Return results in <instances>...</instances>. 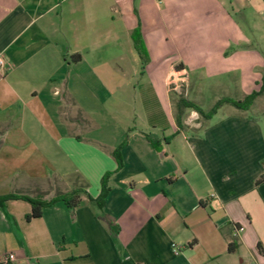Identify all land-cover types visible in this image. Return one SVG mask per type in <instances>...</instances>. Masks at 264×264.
<instances>
[{
	"label": "crops",
	"instance_id": "crops-1",
	"mask_svg": "<svg viewBox=\"0 0 264 264\" xmlns=\"http://www.w3.org/2000/svg\"><path fill=\"white\" fill-rule=\"evenodd\" d=\"M259 21L264 0H0V197L81 181L95 198L112 172L102 208L83 196L27 220L28 201H1L0 264H264V92L262 117L223 103L190 135L168 86L199 72L259 90ZM137 26L142 71L120 64Z\"/></svg>",
	"mask_w": 264,
	"mask_h": 264
},
{
	"label": "trees",
	"instance_id": "trees-1",
	"mask_svg": "<svg viewBox=\"0 0 264 264\" xmlns=\"http://www.w3.org/2000/svg\"><path fill=\"white\" fill-rule=\"evenodd\" d=\"M132 40L134 44V48L140 58L141 61V71L144 69L147 61H148V52L143 44L140 29L139 27H135L132 31ZM77 59V58H76ZM264 92V73L262 76L261 84L259 87V90L252 91L248 95H246L241 100H234L231 98H221L219 99L210 109L203 110L196 102L187 100L186 98L180 96L177 101V111H176V124H177V131L178 133L180 129H182L184 126L182 124L183 120V109L190 108L191 110L195 111L197 114H199L202 118L209 119L211 118L218 110V108L223 103H230L236 108L242 109V110H248L250 105L252 104L253 100L260 94ZM153 144L154 141H151ZM114 157L117 158V153H113ZM118 166H120V163L118 162ZM112 172H106L101 177L100 181V192L99 195L95 198L91 197L89 193L86 190L85 184H83L81 181L75 186L71 191L64 193V194H58L48 200L42 199V198H33L28 197L22 194H8L5 196L0 197V202L7 200V199H24L28 201L31 205V211L29 214L26 215V219L29 220L33 217H37L41 215L42 209L44 207L50 206L55 204L56 202H62L68 209L74 208L76 205H78L82 199L83 196L87 197L88 201L95 206L102 208L104 206L105 199L108 195V192L110 190V187L108 186V177L110 176ZM100 219L107 225L108 228H112L113 222L109 218V216L105 213L100 214ZM260 248V246H259ZM229 249L231 248V245L229 246ZM263 253L264 251L262 248L260 249Z\"/></svg>",
	"mask_w": 264,
	"mask_h": 264
},
{
	"label": "rangeland",
	"instance_id": "rangeland-1",
	"mask_svg": "<svg viewBox=\"0 0 264 264\" xmlns=\"http://www.w3.org/2000/svg\"><path fill=\"white\" fill-rule=\"evenodd\" d=\"M249 10L251 9H247L245 7L243 11L247 12ZM250 13H251L250 18L251 19L256 18V21H257L258 20V17H256L257 14H254L252 10L250 11ZM238 17L240 19L242 17L241 14L238 13ZM260 25L264 27V24L262 22H260ZM240 49H243V47H241ZM127 51H128L127 57L122 56L120 59V62H121L120 64L122 65L127 64L129 67V65H132L131 60L134 63L133 65H135V63L141 64L140 58L135 50L130 49ZM262 54L264 55V50ZM133 65L131 66V68L134 67ZM127 72L129 73V70H127ZM139 76L140 75H138L137 78L135 77V79H133V83H136ZM224 82L226 85L223 84ZM168 86L171 92L175 113L177 111V101L180 96L188 100H195L204 110L210 109L215 104V102H217V100L225 96H229L237 100H241L244 98V96L241 94V91L236 86L233 79H231V76L228 81L226 76H215V77L214 76H209V77L200 76V73L196 72L190 76V83L187 86V85H182V83H180L177 75H172L169 80ZM130 93H131V90H130ZM128 101L130 102V105H134L133 94L129 96ZM229 106H230L229 104H222V107L219 109L217 115L214 116L213 119H209V120H215L216 118L225 114L227 110H229L230 108ZM245 111H248L249 113H256L258 117H262L260 116L261 114L255 111V109H252V110L250 109V110H245ZM183 118L184 120L188 122V126H190V128L192 129V131L188 132L190 135L199 134L202 131L203 127L207 125V120L202 118L199 114H197L195 111L191 110L190 108L183 109ZM73 181L75 183L78 182L76 178H73Z\"/></svg>",
	"mask_w": 264,
	"mask_h": 264
},
{
	"label": "built area",
	"instance_id": "built-area-1",
	"mask_svg": "<svg viewBox=\"0 0 264 264\" xmlns=\"http://www.w3.org/2000/svg\"><path fill=\"white\" fill-rule=\"evenodd\" d=\"M4 66V60L2 59V58H0V68H2ZM238 230V228H236L235 227V232ZM14 254H12V253H10V254H8L7 256H5V258H4V261L5 262H10L11 260H13L14 259Z\"/></svg>",
	"mask_w": 264,
	"mask_h": 264
}]
</instances>
